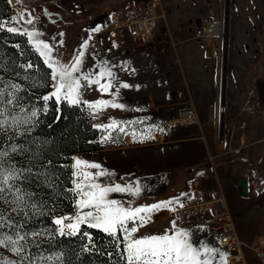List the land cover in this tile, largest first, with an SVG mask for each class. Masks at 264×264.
Instances as JSON below:
<instances>
[{"label":"rangeland","instance_id":"obj_1","mask_svg":"<svg viewBox=\"0 0 264 264\" xmlns=\"http://www.w3.org/2000/svg\"><path fill=\"white\" fill-rule=\"evenodd\" d=\"M161 1L165 17L144 42L104 39L108 11L118 0H43L7 15L3 25L34 33L26 36L39 55L36 40L49 44L51 61L71 67L81 59L74 74L82 85L78 104L98 130L99 149L72 156L74 209L57 217L63 219L58 232L67 233L65 225L87 211L77 207V183L84 188L104 172L96 183L127 186L132 193L140 189L113 192L110 199L132 207L171 201V210L153 212L137 237L175 231V221L190 231L193 243L217 249L211 264H225L226 251L214 238L196 222L179 221L175 210L196 178L208 197L223 191L240 239L250 245L264 233V0ZM210 24L214 34L207 40L197 36ZM96 40H102L100 48ZM102 70L112 73L107 91L90 82ZM101 83L109 84V78ZM101 100L122 107L100 105ZM113 121L117 126L104 127ZM119 244L113 264H124L125 245ZM245 253L255 264L252 250ZM41 264H60L59 255Z\"/></svg>","mask_w":264,"mask_h":264},{"label":"trees","instance_id":"obj_2","mask_svg":"<svg viewBox=\"0 0 264 264\" xmlns=\"http://www.w3.org/2000/svg\"><path fill=\"white\" fill-rule=\"evenodd\" d=\"M9 14L0 0V120L8 121L0 131V151L8 153L5 167L22 170V178L10 183L21 189L24 199L18 204L0 200V213L27 235L20 242V256L0 247V258L27 257L22 264H41L57 254L60 264H113L122 245L118 248L102 230L81 224L74 235L58 232L57 217L74 209L72 156L99 149L98 130L84 105L62 99L56 103L53 96L44 100L51 88L50 68L25 33L6 30L3 23ZM6 195L8 201L15 198L14 191ZM0 231L13 234L9 228Z\"/></svg>","mask_w":264,"mask_h":264},{"label":"snow or ice","instance_id":"obj_3","mask_svg":"<svg viewBox=\"0 0 264 264\" xmlns=\"http://www.w3.org/2000/svg\"><path fill=\"white\" fill-rule=\"evenodd\" d=\"M31 23V21H28ZM8 32L19 33V29L10 27L6 29ZM99 31V29H96ZM29 37L35 35L34 33H26ZM37 51L40 55L45 57L46 61H49L48 67L53 68L52 79L56 81L53 87L56 92L55 102L59 103L61 99L68 103L78 104L79 89L82 87L79 77L74 75L80 71L81 59L76 60L75 65L69 67L67 65L60 64L59 61H51L52 48L49 44L37 39ZM87 47V43L83 45ZM82 55V54H81ZM55 65V67H54ZM31 67V65H29ZM107 76L109 78V84L105 85L101 83V80ZM112 78L111 71H100L97 77L91 83L99 85L102 91H107L110 85V79ZM85 80H90L89 76L84 77ZM123 87H129L124 84ZM63 92V97L58 93ZM52 99V96H45L44 100ZM11 101H9L10 103ZM100 105H109L112 107H122L110 103L108 101H98ZM95 107V105H90ZM35 112L32 113L35 116ZM4 113H0L3 116ZM13 121L16 118L13 117ZM8 121L0 120V131L4 130V126ZM18 123V122H17ZM116 122L113 121L112 125L104 126L105 128L115 127ZM122 130V129H121ZM12 151H17L16 146H12ZM8 156L7 152L0 151V200H4L6 203L18 204L23 202L24 194L21 189L15 187L10 181L19 180L22 178V170L17 169L14 165L9 164V167H5V158ZM77 163H81L77 161ZM92 168H98L99 165L92 164ZM31 171V169H28ZM105 175L104 172L95 174L91 183H86L84 188H81L77 183L75 191L77 192L78 204L80 209H87L83 212V215L76 216L75 224H67L66 228L69 229V235H74L79 231V225L81 223L87 224L91 228H97L105 232L107 235L113 238L114 242L125 245L123 249L124 264H211L213 259V253L217 251L215 248H210L203 243H193L191 233L187 229H181L176 227L175 221H173V227L175 231H166L159 235H144L137 237L135 234L139 231L140 227H143L150 221L151 214L155 211H159L163 208H169L171 201L160 202L153 205H144L132 207L125 205L124 202L116 199H110L109 195L113 192L131 194H139L140 189L137 187L135 193H132V189L127 186L121 185H102L96 183V177ZM26 178V177H24ZM87 179V177H85ZM14 191V199L8 201L7 192ZM31 195V194H29ZM14 211L16 209H13ZM171 210V209H170ZM71 219V218H67ZM0 221H6V218L0 213ZM56 224H62L63 219H57ZM131 225V226H129ZM19 225L13 224L11 221L0 222V230L9 228L13 231V234L0 231V247L7 248L17 256H20L24 251L21 241L25 239L27 233L21 234L18 230ZM37 233H33L36 235ZM60 234L64 235L63 229L60 230ZM87 235V233H84ZM27 257H22L21 261H11L0 258V264H22V261ZM31 264V261H29Z\"/></svg>","mask_w":264,"mask_h":264},{"label":"built area","instance_id":"obj_4","mask_svg":"<svg viewBox=\"0 0 264 264\" xmlns=\"http://www.w3.org/2000/svg\"><path fill=\"white\" fill-rule=\"evenodd\" d=\"M10 11L21 12L23 8L39 4L43 0H3ZM107 14L108 26L103 30L105 40L114 44L125 37L137 42L151 38L159 22L164 19L165 11L161 0H118ZM214 34L212 24L201 36L204 40ZM104 41V40H103ZM102 40H96L94 46L101 47ZM181 222H196L203 231L214 238L216 245L225 250V264H252L245 248L252 250L255 264H264V233L250 245L240 239L233 223L223 191L218 189L208 197L199 179L192 178L188 184L186 199L175 210Z\"/></svg>","mask_w":264,"mask_h":264},{"label":"crops","instance_id":"obj_5","mask_svg":"<svg viewBox=\"0 0 264 264\" xmlns=\"http://www.w3.org/2000/svg\"><path fill=\"white\" fill-rule=\"evenodd\" d=\"M258 92H259L260 96H262V95H261V90H258L257 93H258ZM263 99H264V98H263ZM68 232H69V231H67V233H68Z\"/></svg>","mask_w":264,"mask_h":264},{"label":"bare ground","instance_id":"obj_6","mask_svg":"<svg viewBox=\"0 0 264 264\" xmlns=\"http://www.w3.org/2000/svg\"><path fill=\"white\" fill-rule=\"evenodd\" d=\"M213 27V32L215 31V27H214V25L212 26ZM218 28V26L216 27V29ZM128 140V139H127Z\"/></svg>","mask_w":264,"mask_h":264}]
</instances>
